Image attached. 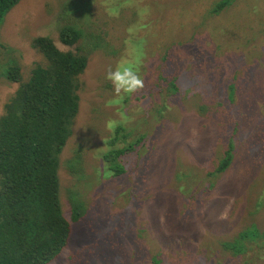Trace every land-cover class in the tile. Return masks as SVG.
<instances>
[{
	"label": "rangeland",
	"instance_id": "obj_1",
	"mask_svg": "<svg viewBox=\"0 0 264 264\" xmlns=\"http://www.w3.org/2000/svg\"><path fill=\"white\" fill-rule=\"evenodd\" d=\"M220 1L19 0L0 19V117L47 61L36 37L63 51L85 40L93 49L60 156L71 236L47 264H264V0H231L217 11ZM66 24L84 39L63 43ZM118 65L134 67L144 88L117 94L106 74ZM174 75L177 88L167 91ZM118 126L132 132L129 143L145 140L124 156L125 175L111 177L101 154ZM136 181L143 192L133 191Z\"/></svg>",
	"mask_w": 264,
	"mask_h": 264
},
{
	"label": "trees",
	"instance_id": "obj_2",
	"mask_svg": "<svg viewBox=\"0 0 264 264\" xmlns=\"http://www.w3.org/2000/svg\"><path fill=\"white\" fill-rule=\"evenodd\" d=\"M18 2L0 0V19ZM230 2L221 0L217 11ZM84 37L83 29L76 25L61 27L60 40L67 45H74ZM85 41L82 49L77 46L76 51H63L50 37H36L33 47L43 53L47 61L34 66L30 77L21 83L0 117V264H47L69 243L71 226L61 200L60 156L74 130L82 75L93 51L88 49L91 43ZM8 75L13 81H20L16 70H8ZM178 77L166 79L169 81L167 91H175ZM111 87L108 82L106 89ZM125 127L115 128L105 140L108 150L101 154L104 161L101 168L111 177L125 175L124 156L135 153V146L145 140V134H141L135 142L129 143L132 132ZM122 139L124 145L120 144ZM231 157L229 150L217 169H225ZM148 163L146 155L140 159V174ZM140 177L142 175L138 174L137 178ZM179 177H175L180 183L177 191L184 193V180ZM131 187L134 192L144 190L138 181ZM74 204L71 219L78 221L82 209L76 200ZM246 240H241L240 248ZM228 245L239 249L235 241Z\"/></svg>",
	"mask_w": 264,
	"mask_h": 264
},
{
	"label": "clouds",
	"instance_id": "obj_3",
	"mask_svg": "<svg viewBox=\"0 0 264 264\" xmlns=\"http://www.w3.org/2000/svg\"><path fill=\"white\" fill-rule=\"evenodd\" d=\"M106 79L112 82L117 94H133L144 88V80L139 76L138 71L132 66L118 65L115 70L108 69ZM112 127V123H109Z\"/></svg>",
	"mask_w": 264,
	"mask_h": 264
}]
</instances>
